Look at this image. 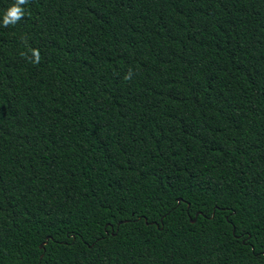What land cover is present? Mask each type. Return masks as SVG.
Returning <instances> with one entry per match:
<instances>
[{"label": "trees", "instance_id": "16d2710c", "mask_svg": "<svg viewBox=\"0 0 264 264\" xmlns=\"http://www.w3.org/2000/svg\"><path fill=\"white\" fill-rule=\"evenodd\" d=\"M12 3L0 264H264V0Z\"/></svg>", "mask_w": 264, "mask_h": 264}, {"label": "clouds", "instance_id": "9594fccd", "mask_svg": "<svg viewBox=\"0 0 264 264\" xmlns=\"http://www.w3.org/2000/svg\"><path fill=\"white\" fill-rule=\"evenodd\" d=\"M29 3V0H13V3L8 7L2 17V27L7 28L9 26H15L26 16L25 5ZM26 41V38H23ZM31 56H28L27 53H21L22 56H25L30 63L39 64L41 61V54L39 49L29 48ZM132 72L130 71L125 79H131Z\"/></svg>", "mask_w": 264, "mask_h": 264}, {"label": "water", "instance_id": "95a60500", "mask_svg": "<svg viewBox=\"0 0 264 264\" xmlns=\"http://www.w3.org/2000/svg\"><path fill=\"white\" fill-rule=\"evenodd\" d=\"M181 201H179V203H180ZM196 217H198V214L196 215ZM196 220H193L192 222L194 223ZM44 245H42L41 247H43Z\"/></svg>", "mask_w": 264, "mask_h": 264}]
</instances>
